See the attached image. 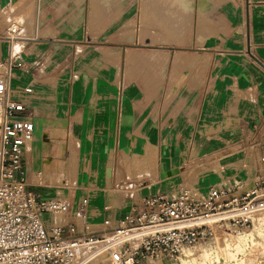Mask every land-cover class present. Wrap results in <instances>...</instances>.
Segmentation results:
<instances>
[{
	"label": "crops",
	"instance_id": "crops-1",
	"mask_svg": "<svg viewBox=\"0 0 264 264\" xmlns=\"http://www.w3.org/2000/svg\"><path fill=\"white\" fill-rule=\"evenodd\" d=\"M99 6L95 0H0V25L8 18L22 26L13 39L0 30V58L18 45L26 68H14L10 85L32 87L24 96L34 138L22 153L29 188L39 181L71 185L37 192L69 199V213L60 218L77 220L78 230L83 222L99 230L150 190L170 193L191 181L206 192L212 183L256 173L264 0H213L210 31L195 49L155 47L145 55L122 43L113 49L97 43L108 40L89 29ZM143 63L146 73L137 69ZM185 166L212 170L201 175L199 168L177 181ZM82 197L83 222L72 215ZM43 217L49 224V215Z\"/></svg>",
	"mask_w": 264,
	"mask_h": 264
},
{
	"label": "built area",
	"instance_id": "built-area-1",
	"mask_svg": "<svg viewBox=\"0 0 264 264\" xmlns=\"http://www.w3.org/2000/svg\"><path fill=\"white\" fill-rule=\"evenodd\" d=\"M19 30L9 28L7 38ZM20 47L12 44L0 58V264H142L179 260L186 248L215 230L253 228L264 216V122L259 129V164L251 177L212 183L206 192L189 183L173 192L150 190L132 202L115 221L106 218L99 230L87 229L82 197L73 217L70 200L55 194L42 197L29 188L22 161L24 148L34 138L24 93L31 86L10 85L14 68H26ZM242 145V142H238ZM43 213L49 215L45 223Z\"/></svg>",
	"mask_w": 264,
	"mask_h": 264
},
{
	"label": "rangeland",
	"instance_id": "rangeland-1",
	"mask_svg": "<svg viewBox=\"0 0 264 264\" xmlns=\"http://www.w3.org/2000/svg\"><path fill=\"white\" fill-rule=\"evenodd\" d=\"M95 1L101 6L94 8L89 29L91 32L104 34L108 40L97 41V43L109 45L112 49L115 48V45L122 43L128 48L133 47V51H139L143 55L147 53V50L155 47H169L174 51H188L195 49L196 44L202 42L199 38L210 31L207 28L210 19L208 13L213 0ZM5 11L10 12L9 10ZM6 21L7 24L4 25V28L3 25H0V30L7 33L10 27L16 29L22 27L18 22H16L17 26H13L8 18ZM24 27L27 28V25ZM133 64L135 65V60ZM137 69L141 73L149 71V67L145 63ZM134 71H136L135 67H133ZM199 168L202 169L201 175L212 170L210 168L204 169V166H185L183 172L176 174L175 177L177 181H181V175H194L195 170ZM64 171L61 169V173H63L60 182L62 183L66 176ZM39 182L43 184L33 188L36 191H41L44 195L51 194L56 189L62 190L71 186L67 184L58 185L54 182ZM189 184L196 188L195 182L189 181ZM234 233L238 234H224L219 237H213L214 234L210 235L195 245L188 246L185 255H182L178 261L173 258H166V261L161 263L148 259L143 264H264V216L261 215L253 228Z\"/></svg>",
	"mask_w": 264,
	"mask_h": 264
},
{
	"label": "bare ground",
	"instance_id": "bare-ground-1",
	"mask_svg": "<svg viewBox=\"0 0 264 264\" xmlns=\"http://www.w3.org/2000/svg\"><path fill=\"white\" fill-rule=\"evenodd\" d=\"M16 23V22H15ZM14 26H17L14 24ZM18 28V27H17ZM14 29H16L14 27ZM17 30V29H16ZM244 232V231H243ZM224 234H238V233H234L231 231H224V230H215L213 237H219V236H223ZM158 263V262H157Z\"/></svg>",
	"mask_w": 264,
	"mask_h": 264
}]
</instances>
